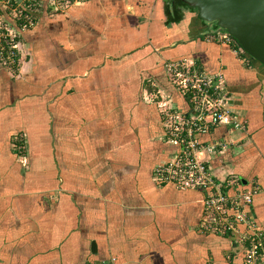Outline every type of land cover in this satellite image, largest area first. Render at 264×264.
I'll use <instances>...</instances> for the list:
<instances>
[{
	"label": "crops",
	"instance_id": "1",
	"mask_svg": "<svg viewBox=\"0 0 264 264\" xmlns=\"http://www.w3.org/2000/svg\"><path fill=\"white\" fill-rule=\"evenodd\" d=\"M169 2L44 16L18 70L0 68V264H242L236 235L202 229L204 193L151 178L172 150L161 107H186L164 73L179 59L224 78L241 126L201 136L227 145L198 157L219 184L258 186L249 212L264 233V67L208 41L214 26L189 8L166 24Z\"/></svg>",
	"mask_w": 264,
	"mask_h": 264
},
{
	"label": "built area",
	"instance_id": "2",
	"mask_svg": "<svg viewBox=\"0 0 264 264\" xmlns=\"http://www.w3.org/2000/svg\"><path fill=\"white\" fill-rule=\"evenodd\" d=\"M85 1L0 0V68L18 70L26 55L22 48L23 35L35 29L42 16L63 13ZM207 40L234 45L232 37L218 28L213 29ZM234 48L236 55L245 53L242 48ZM164 73L182 95L186 107L168 103L161 107L162 142L172 150L169 160L153 168V182L204 193L202 229L219 236L236 235L237 242L243 247L242 264H264V233L249 212L260 189L257 185L243 188L240 177L235 174H230L219 184L208 167V160L198 157L201 152L212 156L227 145L220 141L204 142L201 136L208 135L226 121L232 128L241 126L231 116L230 97L223 76L205 73L184 59L167 62ZM239 227L244 230L239 231ZM100 264L116 263L111 260Z\"/></svg>",
	"mask_w": 264,
	"mask_h": 264
},
{
	"label": "water",
	"instance_id": "3",
	"mask_svg": "<svg viewBox=\"0 0 264 264\" xmlns=\"http://www.w3.org/2000/svg\"><path fill=\"white\" fill-rule=\"evenodd\" d=\"M182 1L200 20L229 34L246 54L264 65V0Z\"/></svg>",
	"mask_w": 264,
	"mask_h": 264
},
{
	"label": "trees",
	"instance_id": "4",
	"mask_svg": "<svg viewBox=\"0 0 264 264\" xmlns=\"http://www.w3.org/2000/svg\"><path fill=\"white\" fill-rule=\"evenodd\" d=\"M169 3H171V5L173 6V8H172V11L170 12L169 10H171V9H169V6H168V11H169L170 13H169V15H168V17H167V20L165 21L166 24L177 23V22L180 21V19H181V15H180L178 9H180V8H184V7L189 8V9H192V8L188 7V6H187L182 0H170ZM175 10H176V11H175ZM214 26H215V25H214ZM216 27H217V26H215V27H213V28H216ZM232 39H233V38H232ZM233 41H234V46H236L238 49L241 48V47L239 46V44H238L234 39H233ZM243 55H244L245 57L250 58L251 60L255 61L257 64H259V65H261V66L264 67L263 64H261V63H259L258 61L254 60V59H253L252 57H250L248 54L244 53Z\"/></svg>",
	"mask_w": 264,
	"mask_h": 264
},
{
	"label": "rangeland",
	"instance_id": "5",
	"mask_svg": "<svg viewBox=\"0 0 264 264\" xmlns=\"http://www.w3.org/2000/svg\"><path fill=\"white\" fill-rule=\"evenodd\" d=\"M55 15H57V14H55ZM42 17H44V16H42Z\"/></svg>",
	"mask_w": 264,
	"mask_h": 264
}]
</instances>
